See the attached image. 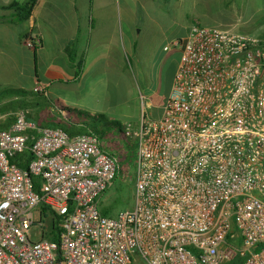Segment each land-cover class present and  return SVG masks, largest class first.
I'll return each mask as SVG.
<instances>
[{
  "label": "built area",
  "instance_id": "built-area-1",
  "mask_svg": "<svg viewBox=\"0 0 264 264\" xmlns=\"http://www.w3.org/2000/svg\"><path fill=\"white\" fill-rule=\"evenodd\" d=\"M176 44L161 116L123 129L135 145L131 209L98 207L126 165L96 134L10 113L0 130V264H264V36L193 24ZM26 151L22 169L12 161ZM41 207L58 218L56 240Z\"/></svg>",
  "mask_w": 264,
  "mask_h": 264
},
{
  "label": "crops",
  "instance_id": "crops-1",
  "mask_svg": "<svg viewBox=\"0 0 264 264\" xmlns=\"http://www.w3.org/2000/svg\"><path fill=\"white\" fill-rule=\"evenodd\" d=\"M14 1L26 0H0V84L40 89L58 113V107H67L125 115L127 91L133 97L136 79L147 88L152 78L166 82L163 100L147 103L160 109V117L180 58L176 43L186 37L190 24L207 19L209 9L227 19L232 16L229 20L239 16L234 9L239 0H37L30 18L14 24V12L3 9ZM128 2L131 8L126 10ZM214 3L224 9L217 10ZM24 36H34L38 43L27 48ZM25 82L31 87H24ZM55 84L60 89L52 95ZM88 97L94 98L93 105L84 100Z\"/></svg>",
  "mask_w": 264,
  "mask_h": 264
},
{
  "label": "rangeland",
  "instance_id": "rangeland-1",
  "mask_svg": "<svg viewBox=\"0 0 264 264\" xmlns=\"http://www.w3.org/2000/svg\"><path fill=\"white\" fill-rule=\"evenodd\" d=\"M240 1V0H239ZM236 4L238 7H234L235 11L238 13V18L236 19V22H233L230 19L232 16H228L227 19L224 15H219V13L216 14V12H212L211 9H209V15L206 18L201 17L200 21H193L190 27L193 24H198L202 27H215L220 29H228L234 32H240L244 34H251V35H257V36H264V0H241ZM170 2V0H169ZM211 5H209L210 8ZM214 8L217 7V10L224 9V4L219 5V3H214ZM131 8V5L129 2L126 4V10H129ZM187 9V6L184 7ZM214 11V10H213ZM227 24H235V26L226 27ZM188 29V31H189ZM188 33V32H187ZM183 36V35H181ZM181 38V37H180ZM150 76H151V67H150ZM151 78V77H150ZM136 81L139 84V87H135V94L134 96H130V90L127 91V99L125 102V105L123 108L125 109V115H117L113 113L105 114L106 118L109 120H116L120 125L122 130L125 126H130L135 128L138 126V123L140 120L145 117L149 119H158L160 115V109H150L147 107V103L149 101L158 102L160 103L166 93V82L165 80L162 81V83L159 84V82L156 79H150L148 84L150 85L147 88H144L141 81L136 79ZM6 81H3L0 84V90L3 88H9V87H15L16 85H12L9 83H5ZM127 83V82H126ZM24 87L30 88L31 85L29 82H25ZM129 87L128 85H126ZM140 88V89H139ZM60 89L58 85H54L51 90V94L53 95L55 92H57ZM149 90V91H146ZM27 91L36 92V93H42L40 89H25ZM66 88H64V91ZM150 91H153L154 94L152 96H149L151 93ZM13 100V98H7L2 101H0V125L10 117V113H14L16 110H10L3 112V107L9 102ZM85 101H88L91 105L94 103L93 97H88L84 99ZM25 103L27 106L23 108L27 115L30 116L31 120L36 122L38 125H45L51 122H62L65 119H68L74 123H79L81 121L89 122L87 118H80L73 114L68 113H58L55 105L51 108L48 106L49 101L43 97L34 98L32 96H28L24 98ZM53 102V101H52ZM59 108V107H58ZM60 109V108H59ZM113 114V115H111ZM94 115V114H93ZM117 116H119L117 118ZM122 116V117H121ZM123 116H125L123 118ZM111 118V119H110ZM98 127L102 126V123L97 124ZM84 131V130H83ZM101 144L103 147L111 152L119 161L121 166H125V173L124 175H120L116 182L113 183V185L100 197L98 207L100 210L104 212H108L107 215H115L119 211H124L131 209L132 207V198H131V177L133 174V168H134V158L131 154V150L135 149V145L129 141L125 136L116 129H111L110 131H107L105 136L101 138ZM122 151H124L125 155H122ZM135 157V156H134ZM35 219H37V214L34 212ZM42 228L34 225L33 228L30 229L28 234V239L31 242H37L39 241L42 233ZM233 261L225 262L223 264H234Z\"/></svg>",
  "mask_w": 264,
  "mask_h": 264
},
{
  "label": "trees",
  "instance_id": "trees-1",
  "mask_svg": "<svg viewBox=\"0 0 264 264\" xmlns=\"http://www.w3.org/2000/svg\"><path fill=\"white\" fill-rule=\"evenodd\" d=\"M37 0H26L24 3H19V2H12L8 4L7 6L3 7L4 10H12L14 12L13 15V22L14 24H21L25 21H27L31 14L32 11L36 5ZM28 37V36H27ZM26 36L22 37L23 42H25ZM65 52L70 55L71 54V49L70 46H68L65 49ZM71 61V60H70ZM77 68V67H75ZM32 96L34 98H39L43 97L42 94L36 93V92H31L27 91L25 89H20V88H4L0 90V101L7 99V98H13V100L9 101L2 109L3 112L10 111V110H16V109H23L27 106V104L24 101L25 97ZM44 98V97H43ZM61 113H68V114H73L76 115L80 118H87L89 122H84L83 124L85 127L78 128L77 130L75 129H70L68 128L64 122H51L45 125H38L39 127H53V128H61L64 130L68 135L72 136L75 134H83L87 133L88 131L93 132L96 134L100 139L105 136L107 131H110L111 129H116L119 131V133L123 134V130L121 128V125L117 121L109 120L106 118V116L101 115V114H96L92 115L87 112L78 110V109H73V108H67V107H59ZM27 120L31 121V118L29 115H27ZM33 121V120H32ZM13 122V118L10 116L8 119H6L1 125H0V130L8 128L11 123ZM102 123L101 127H98V123ZM84 130V131H83ZM122 155L124 154V151L121 153ZM135 156V149L131 150L130 156ZM31 160V154L26 151L24 152L21 156L17 157V159L13 160L12 162H15L20 168L22 169H27L28 167V162ZM33 185H34V190L37 192L39 190V180L37 178L33 179ZM42 211V214L45 218V224L47 225V228L49 229V239L51 240H56L57 238V222L58 218L55 216H52L47 208L41 207L40 208ZM103 215L108 214V212L102 211ZM234 264H242V259L237 257L236 259L233 260Z\"/></svg>",
  "mask_w": 264,
  "mask_h": 264
}]
</instances>
